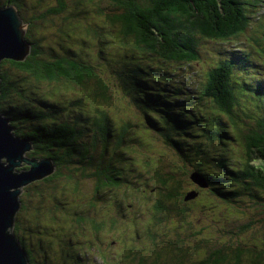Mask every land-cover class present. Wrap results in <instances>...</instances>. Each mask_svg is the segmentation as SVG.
<instances>
[{
    "label": "trees",
    "instance_id": "1",
    "mask_svg": "<svg viewBox=\"0 0 264 264\" xmlns=\"http://www.w3.org/2000/svg\"><path fill=\"white\" fill-rule=\"evenodd\" d=\"M69 1L57 0L58 7L48 10L58 14L73 8L67 18L61 19V26H57L59 33L55 35L60 48L56 49L51 44L42 47L45 41L41 35L45 34L40 28L45 24L38 23L36 16H28L25 0H0V7L18 8L27 25L25 38L31 45V52L24 62L4 60L0 64V113L10 118L18 136L29 139L33 144L28 157L54 162L55 173L43 181L48 183L59 173L65 176L63 170L69 171L66 183L72 187L74 196L84 190L77 178L79 175L75 174L78 172L87 178L106 179V185L116 188L130 182L123 177L124 167L115 173L112 161L105 162V165L102 163L113 136L118 142L111 152V160L123 161L126 151L120 146L125 141L127 129L133 127V123L127 121L115 128L107 110L99 108L101 104L110 105L115 99V89H118L140 112L149 130L161 135L187 163L192 157L194 164H191L189 178L197 186L211 188L216 197L221 196L228 202L237 201L246 192L257 197L253 194L254 188H264V168L254 164L260 159L264 163V78L251 76L241 82L234 79L235 71L244 72L252 67V52L241 47L232 51V56L226 51L220 52V57L202 79L197 94L172 81L171 72L164 67L169 63L191 65L198 61L201 39L229 41L239 37L234 35V31L262 6L264 0H73L72 7ZM79 4H95L92 9L100 12L102 22L88 16L86 24L76 25L72 17L79 15L74 11ZM262 18L264 21V14ZM96 41L109 51L115 50V55L106 54L101 49L98 59L92 62L69 45L79 44L83 50L86 44L95 47ZM117 42L121 47L112 45ZM261 46L257 55L264 62V33ZM93 50L88 47L86 55L94 58ZM45 85L55 86L58 91L60 86L79 91L75 99L70 100L71 107L81 106L86 114L76 111L68 117L64 107L40 96L38 90ZM12 90L18 97L9 100ZM245 95L249 96L250 103L260 114L252 116L243 111L247 118L239 115L238 108L242 107ZM194 100L196 103L192 104ZM86 137L90 141L87 142ZM214 142L219 143L218 146H213ZM239 142L245 153V157L239 160L241 166L233 167L225 158L211 156L215 148ZM100 143L103 144L102 152H97ZM151 161L159 164L153 185L159 191L156 203L147 210L152 223L144 229L153 242L146 244L138 236L135 244L144 246L129 245V238L124 234L129 231L124 232L114 217L104 216L97 222L94 218L97 213L93 214L92 209L101 196L96 191L87 209L73 213V216L78 215L77 218H87L91 224L92 227L87 228L88 239L79 242L83 246H73L70 241L71 246L62 247L63 257L59 259H54V254H51V251L56 252L55 246L43 238L34 242L28 238L30 244L24 243V238L18 233L17 215L15 232L28 252L30 264H80L81 259L87 264L86 258L80 254L81 249L96 248L93 243L100 241L107 227L116 236V240H109V243L129 246L124 247L120 255L121 261L128 264H264L262 250L250 251L244 248L245 245L223 249L211 246L202 237V229L188 220L187 207L180 210L176 206L181 198L182 185L173 175L162 171L161 164H167L166 161ZM212 164L216 170L209 171ZM87 167L95 170L88 173ZM192 173L200 179L193 178ZM201 179L206 182V187H201ZM170 182L173 185L169 186ZM226 182L232 184L227 185ZM188 195H183L186 202L197 198L196 192L187 200ZM21 200V210H24L23 197ZM56 201L59 205V199ZM259 215L264 217V211ZM174 216L176 220L172 223L170 220ZM80 229L85 227L80 226ZM34 232L30 230V233ZM124 237L126 239L122 241ZM28 245L34 251L39 247L41 255L35 252L33 258Z\"/></svg>",
    "mask_w": 264,
    "mask_h": 264
},
{
    "label": "rangeland",
    "instance_id": "2",
    "mask_svg": "<svg viewBox=\"0 0 264 264\" xmlns=\"http://www.w3.org/2000/svg\"><path fill=\"white\" fill-rule=\"evenodd\" d=\"M25 1L27 3L26 9L29 14L28 16H36L38 23L44 22L45 24L44 28L43 25L40 28L42 33L45 34L41 35V39L45 41L42 47L45 48L51 44V46L56 49L60 48L55 35L59 33V31H57V26H61V19L63 17L67 18L70 14V10H73V8H68L66 11L54 14L49 13L48 10L58 7L57 0ZM94 5L90 4L86 6L84 4H79V7L74 9V11L79 14L78 16L72 17V19L76 20V25L86 24L87 21L85 18H88V16L97 20L99 23L102 22L103 17L100 16V12L92 9ZM261 5L262 6L251 14V17L242 21L237 30L234 29L236 31L233 30L234 35L239 37L229 41L201 39L199 45L200 59L195 63L191 65L185 63H162L163 66L166 64L164 68L171 72L170 79L178 84H182V86L188 88L190 92L196 93L197 90L198 93V87L203 83L202 79L211 69L216 59L220 57V52L226 51L227 54L231 56V52L240 47L252 52V67L244 72L235 71V81H246L249 80L251 76L258 79L264 78V62L263 59H260L257 55L258 48H262L261 42L264 33V21L262 18L264 14V2ZM69 6H73V0L69 1ZM104 6L107 5L104 4ZM25 29L27 31V25H25ZM85 38L88 39L89 37L85 36ZM69 45L77 52H80L83 58L91 59L92 62H94L93 59H98V52L101 49L106 54L115 55V50L109 51L107 47L98 44L97 41L95 47L93 44H86L83 50L79 44L70 43ZM112 45L121 47L118 42L112 43ZM88 47L94 48V50L91 51L94 58L86 55V49ZM54 87L55 86L45 85L42 89L38 90L40 96L47 100L50 99L49 101L64 107L68 117H71L76 111L86 114V111L83 110L84 108L81 106H74L75 108L71 107L72 102H70V100L75 99L79 91H72L70 88H67L69 86H60L59 91ZM113 95L115 99L112 100L110 105L106 107L104 104H101L99 108L103 110L105 108L107 110L109 116L112 118L114 127L116 126L115 128L119 127L121 124H126L127 121L132 122L133 127L127 129L125 141L120 146L122 150L126 151L123 155V161L118 162L116 159L111 160V152L118 142V139L113 136L108 142L107 153L105 152L103 155L102 163L105 165V162L108 163L112 161L115 173L119 172L118 170L120 167H124L126 171L123 177L127 178L128 182L130 180V182L124 183L121 187L116 188V186L113 185H106L105 182L108 181L106 179L100 181L92 176L87 178L83 176L82 172H78L75 174L80 176H77V178L81 180L83 184L81 188L84 190L78 193L74 192L77 195L74 196L72 194V187L66 183V177H68L71 172L63 170L65 176L59 173L57 178L48 183L41 180L26 187L21 195V198L23 197L24 199L25 209L19 212V222L17 225V229L19 230L18 233L24 238V243L28 242L30 244L27 240L28 238L32 239L33 242L37 241L39 238L45 239L51 246H55L56 252L54 253L51 251V254H54V259L62 258V247L71 246V242L73 246H83L79 244V242H86L89 237V231L87 230L90 228L91 224L86 221L87 218H77L76 216L78 215L73 216V213L78 210L87 209L88 202H91L92 196L96 191H98L101 196V199L98 198V202L94 203L95 209H92L93 214L97 213V215L94 216L97 222H100L101 218L104 216L114 217V219L119 221L124 232L129 231L128 233H124L127 235L126 237L129 238V245L144 246V244H135V237L138 236L140 240L146 244L153 242L147 229H144V227L147 228V224L152 223V218L149 217L147 210L156 203L159 191L153 188V185L156 183L154 173L159 164L151 160L164 159L167 164H161L163 165V167H161L162 171L169 175H173L182 185L181 198L178 201L179 204L176 206L180 210L184 206L187 207L188 220L194 221L193 223L202 229V237L207 239L211 246L216 245L217 248L223 249L239 247L237 245H245L246 247H243L250 251H264V217L259 215L260 212L264 211V188H254L253 194L257 197H252L249 192H246L243 197L233 202H228L221 196L216 197L211 188H200L189 178L192 172L191 164H194L192 157L191 162L187 163L185 161L186 159L184 160L178 151L166 144L161 135L156 131L149 130V128L145 126L143 122L144 119L140 112L132 106L129 99L127 97L125 98L120 90L115 89ZM10 96L9 100L18 97L17 95L14 96L13 90ZM195 103L196 100L192 102V104ZM243 111L252 116L260 114V112L253 107L252 103H250L248 95H245L242 107L238 108L239 115L247 118ZM85 140L87 142L90 141L87 137ZM218 144L219 143L214 142L213 146H218ZM187 147L188 146H186V148ZM102 148L103 144L100 143L97 152H102ZM187 152L191 155L190 151ZM211 156L213 158L223 157L227 160V163H230L233 167H239L241 166L239 160L245 157V153L241 142H239L217 147L211 151ZM212 163L214 164V162ZM213 164L208 168L209 171L216 170ZM254 164L258 165L261 169L264 168V163L261 159L256 160ZM194 166H196V164ZM93 170L95 169L87 167L86 172L90 173ZM75 174L73 173V175ZM106 176L109 177L108 175ZM192 176H194V173H192ZM109 179L112 178L109 177ZM225 184L229 185L232 183L226 182ZM171 185H173L172 182H170L169 186ZM164 190L165 188L163 191ZM194 192L197 194L196 199L189 202L183 200L184 194L189 193L186 197L188 200L191 198L190 195ZM258 197L262 198L259 199ZM56 199H59L61 205L57 204ZM195 200H197V203H194ZM198 217H201V219ZM80 220H82L83 223H81ZM175 220L176 216H174L170 222L173 223ZM80 226L85 227V229L81 230ZM108 226H111V223H109ZM126 226L129 227L127 228ZM30 230L36 232L30 233ZM38 231L39 234H37ZM115 237V233L109 231L107 227L105 233L101 235L100 241L98 243L95 242L96 244L93 243V245H97V247L94 249L90 247L82 248L80 252L81 256L86 258L87 264H128L121 261L120 255L122 249L129 246H121L122 243H109V240L110 242L112 239L116 240ZM126 237H124L122 241H124ZM197 243L198 242H196L195 245H197ZM116 246H120V248ZM29 249L33 258L35 252L41 255V249L39 247L36 248L35 251L31 246H29ZM226 251L227 250H225L224 253H226ZM77 254L78 253L75 255ZM48 258L50 259V257ZM80 264H85V261L81 259Z\"/></svg>",
    "mask_w": 264,
    "mask_h": 264
},
{
    "label": "water",
    "instance_id": "3",
    "mask_svg": "<svg viewBox=\"0 0 264 264\" xmlns=\"http://www.w3.org/2000/svg\"><path fill=\"white\" fill-rule=\"evenodd\" d=\"M25 36V24L18 8L0 7V64L4 60H26L31 45ZM14 130L10 118L0 113V264H30L28 252L15 232L22 208L21 195L26 187L51 176L56 166L51 159L28 157L33 144ZM194 176L200 179L197 174ZM206 186L202 180L201 187Z\"/></svg>",
    "mask_w": 264,
    "mask_h": 264
},
{
    "label": "flooded vegetation",
    "instance_id": "4",
    "mask_svg": "<svg viewBox=\"0 0 264 264\" xmlns=\"http://www.w3.org/2000/svg\"><path fill=\"white\" fill-rule=\"evenodd\" d=\"M237 246H240V245H237ZM262 254H264V251L262 252Z\"/></svg>",
    "mask_w": 264,
    "mask_h": 264
},
{
    "label": "bare ground",
    "instance_id": "5",
    "mask_svg": "<svg viewBox=\"0 0 264 264\" xmlns=\"http://www.w3.org/2000/svg\"><path fill=\"white\" fill-rule=\"evenodd\" d=\"M21 245H23L22 242H21ZM23 246H24V245H23Z\"/></svg>",
    "mask_w": 264,
    "mask_h": 264
},
{
    "label": "clouds",
    "instance_id": "6",
    "mask_svg": "<svg viewBox=\"0 0 264 264\" xmlns=\"http://www.w3.org/2000/svg\"><path fill=\"white\" fill-rule=\"evenodd\" d=\"M15 131V130H14Z\"/></svg>",
    "mask_w": 264,
    "mask_h": 264
}]
</instances>
